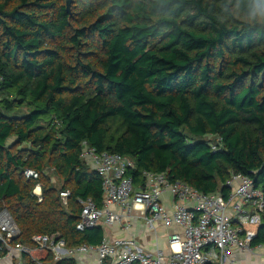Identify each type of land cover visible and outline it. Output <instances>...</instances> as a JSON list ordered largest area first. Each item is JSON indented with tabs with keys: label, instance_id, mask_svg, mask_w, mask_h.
Instances as JSON below:
<instances>
[{
	"label": "trees",
	"instance_id": "obj_1",
	"mask_svg": "<svg viewBox=\"0 0 264 264\" xmlns=\"http://www.w3.org/2000/svg\"><path fill=\"white\" fill-rule=\"evenodd\" d=\"M262 10L264 0H0V213L19 230L11 245L103 242L102 226L77 228L81 202L104 201L84 143L132 160L136 189L152 172L224 198L243 175L264 193ZM257 232L254 247L264 213ZM45 261L77 264L51 251Z\"/></svg>",
	"mask_w": 264,
	"mask_h": 264
},
{
	"label": "built area",
	"instance_id": "obj_2",
	"mask_svg": "<svg viewBox=\"0 0 264 264\" xmlns=\"http://www.w3.org/2000/svg\"><path fill=\"white\" fill-rule=\"evenodd\" d=\"M220 140L210 146L220 149ZM82 160L102 178L104 201L99 209L92 201L84 205L78 230L102 226L105 231L122 227L128 231L136 214L143 217L149 232L157 234L158 228H178L181 232L169 233L168 248H157L147 253L133 236L107 238L99 246L83 245L69 250L64 241L55 243L48 236H36L35 249L11 245L19 236V230L7 211L0 213V264H20L15 260L29 255L37 264H51L39 255L51 251L55 260L77 255L96 254L97 264H238L231 253L253 252L264 245L253 246L262 223L264 193L249 177L233 175L225 186L229 198L220 192L204 194L182 182H171L167 173L143 172V184L136 189L129 176L135 164L117 154L98 153L84 143ZM28 178L37 179L39 174L26 171ZM35 194L41 199V188ZM172 198L166 204L164 197ZM64 199L70 192L61 193ZM169 207L170 210L166 207ZM137 217V216H136ZM38 254V256H35Z\"/></svg>",
	"mask_w": 264,
	"mask_h": 264
},
{
	"label": "crops",
	"instance_id": "obj_3",
	"mask_svg": "<svg viewBox=\"0 0 264 264\" xmlns=\"http://www.w3.org/2000/svg\"><path fill=\"white\" fill-rule=\"evenodd\" d=\"M164 201L167 204H170L172 202V198L169 194H166L164 197ZM170 210V208L167 206ZM141 214V213H140ZM136 214L132 221V227L130 230L126 231L122 227H114L110 230H107L105 233V237L107 238H124L133 236L137 243L147 252V253H154L157 248L161 249H167L168 248V235L169 233H179L181 232L180 229L174 227L170 229H164L159 227L157 234L149 232V230L146 227V223L143 217H140ZM166 233V239L162 242V237L159 233ZM35 256H38V254H35ZM48 255H39V257L46 258ZM231 257H233L238 264H264V248L255 249L253 252H233L230 254ZM77 264H97V255L96 254H87V255H77L73 257ZM16 262H19L20 264H24L23 257L21 261L15 260ZM3 264H10V261L4 260Z\"/></svg>",
	"mask_w": 264,
	"mask_h": 264
},
{
	"label": "rangeland",
	"instance_id": "obj_4",
	"mask_svg": "<svg viewBox=\"0 0 264 264\" xmlns=\"http://www.w3.org/2000/svg\"><path fill=\"white\" fill-rule=\"evenodd\" d=\"M206 140L209 141V142H212V141L215 142V139L214 138H211V137H208ZM159 234L161 235V237H162L161 239H162V242H163L164 239H166L165 238L166 237V233H163V232L161 233L160 232Z\"/></svg>",
	"mask_w": 264,
	"mask_h": 264
},
{
	"label": "water",
	"instance_id": "obj_5",
	"mask_svg": "<svg viewBox=\"0 0 264 264\" xmlns=\"http://www.w3.org/2000/svg\"><path fill=\"white\" fill-rule=\"evenodd\" d=\"M67 11L70 13V1L67 3Z\"/></svg>",
	"mask_w": 264,
	"mask_h": 264
},
{
	"label": "clouds",
	"instance_id": "obj_6",
	"mask_svg": "<svg viewBox=\"0 0 264 264\" xmlns=\"http://www.w3.org/2000/svg\"><path fill=\"white\" fill-rule=\"evenodd\" d=\"M261 15H264V10L261 11Z\"/></svg>",
	"mask_w": 264,
	"mask_h": 264
}]
</instances>
